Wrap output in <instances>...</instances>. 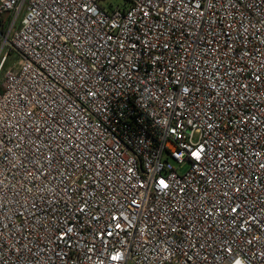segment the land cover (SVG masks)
<instances>
[{
	"label": "built area",
	"instance_id": "obj_1",
	"mask_svg": "<svg viewBox=\"0 0 264 264\" xmlns=\"http://www.w3.org/2000/svg\"><path fill=\"white\" fill-rule=\"evenodd\" d=\"M128 2L0 0V264H264V0Z\"/></svg>",
	"mask_w": 264,
	"mask_h": 264
},
{
	"label": "rangeland",
	"instance_id": "obj_2",
	"mask_svg": "<svg viewBox=\"0 0 264 264\" xmlns=\"http://www.w3.org/2000/svg\"><path fill=\"white\" fill-rule=\"evenodd\" d=\"M100 5L105 7L106 9H110L111 7L119 6V7H128V0H100ZM21 17V16H20ZM20 17L15 25V28L19 25ZM1 23V32H0V86L3 81L4 72L7 70H16L19 67V63L21 61L20 54L12 48L10 44V36L5 38V34L7 32V22L10 20L9 16L0 17ZM6 21V22H5ZM187 170V166H183L178 169L179 173H184Z\"/></svg>",
	"mask_w": 264,
	"mask_h": 264
},
{
	"label": "snow or ice",
	"instance_id": "obj_3",
	"mask_svg": "<svg viewBox=\"0 0 264 264\" xmlns=\"http://www.w3.org/2000/svg\"><path fill=\"white\" fill-rule=\"evenodd\" d=\"M197 156H198V154H196ZM161 185L162 186H164V187H167V185L166 184H164V182L163 181H161ZM114 259H115V257H114Z\"/></svg>",
	"mask_w": 264,
	"mask_h": 264
},
{
	"label": "trees",
	"instance_id": "obj_4",
	"mask_svg": "<svg viewBox=\"0 0 264 264\" xmlns=\"http://www.w3.org/2000/svg\"><path fill=\"white\" fill-rule=\"evenodd\" d=\"M1 23H3V22H2V20L0 18V32H1ZM0 92H1V86H0Z\"/></svg>",
	"mask_w": 264,
	"mask_h": 264
}]
</instances>
